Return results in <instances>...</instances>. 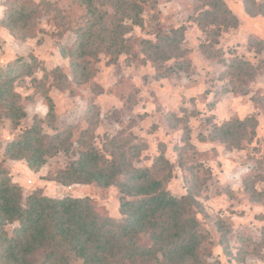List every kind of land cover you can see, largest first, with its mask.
I'll use <instances>...</instances> for the list:
<instances>
[{
	"label": "rangeland",
	"instance_id": "1",
	"mask_svg": "<svg viewBox=\"0 0 264 264\" xmlns=\"http://www.w3.org/2000/svg\"><path fill=\"white\" fill-rule=\"evenodd\" d=\"M225 1L239 21L222 32L218 43L195 21L207 8L204 1L155 0L145 5L142 25L125 21L130 29L120 42L122 53H111L107 36L97 31L105 43L99 45L101 37H94L92 50L98 56L75 72L74 44L88 17L81 0H0V68L30 65L14 73L22 75L14 85L27 116L18 128L9 118L0 123V164L21 186L23 200L35 191L54 198L88 196L100 214L122 220L118 186L63 185L52 179L78 158L84 142L100 151L104 144L117 146L114 151L124 152L136 167L149 168L177 196L195 183L201 207L192 213L205 236L201 251L206 264H264V16L248 13L245 0ZM108 3L97 2L110 16L103 27L113 19ZM16 8H33L34 13L28 23L7 26ZM183 25L180 50L165 60L152 59L146 40L156 41L158 33ZM202 44H210L218 55L209 57ZM235 58L249 61L255 75L246 70L239 71L243 76L227 74ZM30 67L33 72L27 75ZM247 116L258 120L252 139L236 147L213 137L216 126ZM36 118L43 119L46 145L60 132L64 144L38 170L5 155L7 142ZM161 153L170 169L155 166ZM248 188L256 190L257 199ZM19 225L4 226L9 237ZM142 242L150 244L148 235ZM71 264L83 262L73 257Z\"/></svg>",
	"mask_w": 264,
	"mask_h": 264
},
{
	"label": "trees",
	"instance_id": "2",
	"mask_svg": "<svg viewBox=\"0 0 264 264\" xmlns=\"http://www.w3.org/2000/svg\"><path fill=\"white\" fill-rule=\"evenodd\" d=\"M98 1L101 0H81L88 17L74 44L72 65L75 72L88 64L90 57L98 56V52L92 50L96 46L93 38L101 37L97 31L107 36L111 53L116 56L122 53L120 42L130 29L125 21L142 25L145 5L155 0H108L113 19L105 27L110 16L97 5ZM202 1L207 8L196 16L195 21L218 43L222 32L235 27L239 18L225 0ZM245 4L248 13L264 16V2L256 5L254 0H245ZM33 13V8L28 12L16 8L5 24L13 27L18 20L25 19L28 23ZM185 33L184 25L160 32L156 41L146 40V52L155 60L168 59L171 53L180 50ZM102 43L105 39L101 37L99 45ZM202 47L209 57L218 55L210 44H202ZM27 65L30 66L19 62V66L10 65L7 70L0 68V123L9 118L15 128L20 126L27 111L20 104L14 85L22 75L14 73ZM59 70V67L54 68L52 73ZM241 70H246L251 77L255 75L254 66L238 58L229 64L227 74L243 76L239 73ZM32 72L30 67L27 75ZM54 115L55 105L50 101L48 116L53 119ZM42 121L36 118L32 126L7 142L5 155L8 159H24L29 167L38 170L49 157L58 153L59 147H64L62 132L46 145ZM257 125L256 117L247 116L216 126L212 133L214 138L239 147L242 141L255 136ZM83 145L85 149L80 151L78 158L58 170L52 179L63 185L118 186L124 218L118 221L100 214L88 196L54 198L35 191L24 201L21 186L0 164V264H71L73 257L82 260L83 264H206L201 251L205 236L199 228L198 216L192 213L194 207H201L195 196V183L191 184L188 193L177 196L166 189L163 181L149 168L136 167L124 152L114 151L117 146L108 148L104 144V150L100 151L95 144L84 142ZM107 148L111 149L109 155ZM155 166L170 169L171 163L161 153ZM248 189L257 199L256 190ZM16 221L20 225L9 237L4 226ZM144 235H148L149 245L143 244Z\"/></svg>",
	"mask_w": 264,
	"mask_h": 264
}]
</instances>
